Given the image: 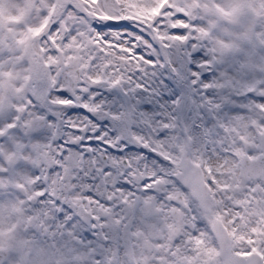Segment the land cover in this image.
<instances>
[{
  "label": "snow or ice",
  "instance_id": "1",
  "mask_svg": "<svg viewBox=\"0 0 264 264\" xmlns=\"http://www.w3.org/2000/svg\"><path fill=\"white\" fill-rule=\"evenodd\" d=\"M0 264H264V0H0Z\"/></svg>",
  "mask_w": 264,
  "mask_h": 264
}]
</instances>
